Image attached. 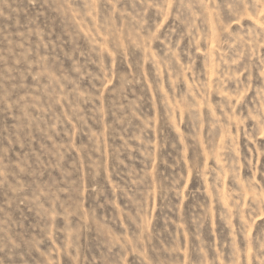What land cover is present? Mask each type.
I'll return each instance as SVG.
<instances>
[{
	"label": "rangeland",
	"instance_id": "374dc122",
	"mask_svg": "<svg viewBox=\"0 0 264 264\" xmlns=\"http://www.w3.org/2000/svg\"><path fill=\"white\" fill-rule=\"evenodd\" d=\"M0 264H264V0H0Z\"/></svg>",
	"mask_w": 264,
	"mask_h": 264
}]
</instances>
